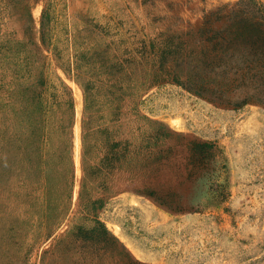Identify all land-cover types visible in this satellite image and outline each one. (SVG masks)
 <instances>
[{
    "label": "rangeland",
    "instance_id": "rangeland-1",
    "mask_svg": "<svg viewBox=\"0 0 264 264\" xmlns=\"http://www.w3.org/2000/svg\"><path fill=\"white\" fill-rule=\"evenodd\" d=\"M241 19L264 23V0H0V264H264V107L219 106L172 81L176 60L207 48L201 30ZM91 114L89 169L126 141L125 170L202 206L191 148L213 141L228 199L176 212L104 194L106 169L88 177L81 206ZM101 198L99 220L120 243L86 238Z\"/></svg>",
    "mask_w": 264,
    "mask_h": 264
},
{
    "label": "trees",
    "instance_id": "trees-1",
    "mask_svg": "<svg viewBox=\"0 0 264 264\" xmlns=\"http://www.w3.org/2000/svg\"><path fill=\"white\" fill-rule=\"evenodd\" d=\"M200 35L201 41L206 43L207 48L202 50V55L193 59V61L190 59L191 56L188 60H176L177 64L172 81L193 95L219 106L237 110L248 105L264 107V23L241 19L224 27V29L201 30ZM158 81L153 80L151 84ZM86 93L88 94L87 91ZM94 117L95 115L91 114L84 120V179L80 192L81 206L85 199L88 177L91 176L93 180L99 181L106 169L109 171L111 184L110 186L106 185L109 180L99 182L104 194H117L129 190L136 195L150 198L156 204L176 212H198L213 204L223 203L228 199V186H224V183L220 182L226 157L222 146L213 141H196L191 148L192 168L189 176H200L206 181V188L203 193L208 199L199 202L204 204L202 206H195L198 201L196 198L187 199V202H185L182 196H179L181 201L171 202L168 196H163L149 182L143 180L138 173L125 170V162L131 161L129 148L125 146L121 149L122 145H126V141L108 142L105 158L89 169V156L92 149L90 140L93 137L92 122L95 120ZM140 154L141 152L137 155ZM153 155L156 161V152L151 156ZM203 169L205 173H202ZM124 175H127L128 185L125 182ZM103 204V198L90 199L89 207L95 212L96 227L92 230L84 229L87 234L86 238L94 240L97 236H109L120 243L107 230L105 224L99 220L98 211ZM136 263L141 264L139 261H136Z\"/></svg>",
    "mask_w": 264,
    "mask_h": 264
},
{
    "label": "bare ground",
    "instance_id": "bare-ground-1",
    "mask_svg": "<svg viewBox=\"0 0 264 264\" xmlns=\"http://www.w3.org/2000/svg\"><path fill=\"white\" fill-rule=\"evenodd\" d=\"M75 94H76V96H78V93H77V91H75Z\"/></svg>",
    "mask_w": 264,
    "mask_h": 264
},
{
    "label": "crops",
    "instance_id": "crops-1",
    "mask_svg": "<svg viewBox=\"0 0 264 264\" xmlns=\"http://www.w3.org/2000/svg\"><path fill=\"white\" fill-rule=\"evenodd\" d=\"M139 196V195H138ZM143 197V196H142Z\"/></svg>",
    "mask_w": 264,
    "mask_h": 264
}]
</instances>
